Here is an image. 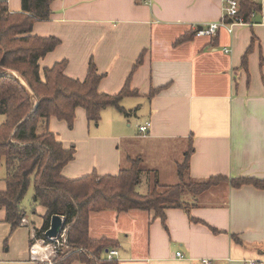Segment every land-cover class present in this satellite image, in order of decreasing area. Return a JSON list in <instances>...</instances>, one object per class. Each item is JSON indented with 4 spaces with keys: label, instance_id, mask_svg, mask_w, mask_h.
I'll list each match as a JSON object with an SVG mask.
<instances>
[{
    "label": "crops",
    "instance_id": "crops-1",
    "mask_svg": "<svg viewBox=\"0 0 264 264\" xmlns=\"http://www.w3.org/2000/svg\"><path fill=\"white\" fill-rule=\"evenodd\" d=\"M0 1L7 2L10 13L22 12V0ZM260 3L264 6V0ZM225 4L226 0L52 1L50 20L37 22L32 32L60 41L40 61L41 70L65 63V75L82 82L93 63L104 75L100 93L116 96L124 88L136 93L124 97L120 106L140 123L138 132L128 133L123 113L115 107L103 110L97 125L89 123L84 109H77L72 130L52 117L47 129L65 148L77 150L63 170L65 178L118 176L131 166L129 160L139 159L143 174L137 192L146 196L156 181L177 185L178 168L189 154L187 175L197 182L217 177L264 180L261 18L255 25L235 27L233 33L220 28L212 37L195 35L197 27L222 21ZM249 49L246 69L242 62ZM105 113L108 120L102 125ZM147 124L148 132L141 134ZM45 131L46 126H39V134ZM7 175L1 162L0 193L8 190ZM33 197L34 191L28 202L36 208L33 218L25 216L28 224L14 231L6 210L0 209V264H39L31 260L30 248L47 210L34 206ZM189 201V210L167 209L165 218L143 210L91 212L89 237L115 243L105 257L117 251L113 260L118 264L264 262V189L233 188L227 182Z\"/></svg>",
    "mask_w": 264,
    "mask_h": 264
},
{
    "label": "trees",
    "instance_id": "trees-1",
    "mask_svg": "<svg viewBox=\"0 0 264 264\" xmlns=\"http://www.w3.org/2000/svg\"><path fill=\"white\" fill-rule=\"evenodd\" d=\"M53 0H22V12L10 13L6 1H0V68L21 75L29 92L15 78L0 77V115L5 117L0 125V163L7 168L8 190L0 193V209H5L7 222L13 231L21 226L26 213L22 203L31 187L34 188L33 205L47 212L37 237L45 238L54 216L65 220L69 249L59 253L54 264H118L108 260L105 253L115 243L92 240L89 237V214L104 210L119 213L131 210L154 211L165 218L167 209L191 208L189 198L199 197L222 183L233 188L246 185L264 189V180L224 177L197 182L188 177L189 154L178 168L179 183L163 186L155 182L149 194L137 192L143 169L140 160H129L131 166L122 169L118 176L93 174L79 180L63 176V170L76 156V147L65 148L58 136L47 129L52 117L67 123L73 129L76 111L82 108L91 124H99L102 111L115 107L124 115L120 102L128 95H136L128 88L116 96L99 92L104 75L91 63L89 75L77 81L65 75V63L41 70L40 61L60 44L57 38L33 36L37 22H47L51 17ZM240 15L246 23L260 19L261 5L253 0H240ZM255 14V17L253 16ZM242 65L247 69L248 54ZM139 60L134 70L141 64ZM44 74V79L42 78ZM46 126L43 134L39 126Z\"/></svg>",
    "mask_w": 264,
    "mask_h": 264
},
{
    "label": "built area",
    "instance_id": "built-area-1",
    "mask_svg": "<svg viewBox=\"0 0 264 264\" xmlns=\"http://www.w3.org/2000/svg\"><path fill=\"white\" fill-rule=\"evenodd\" d=\"M254 2L260 3L262 0H253ZM261 5V12L258 14L261 18V24L264 25V6ZM240 0H226L224 15L221 22L211 23L203 27L196 28V36L197 37H212L214 36L220 28H226L230 33L234 32V28L238 26H247V25H255L246 23L244 18L240 15ZM255 17V14L253 15ZM226 52H229L228 50ZM150 124L143 126L140 128L141 134H146L148 132V128ZM28 224L26 218H23L21 221V225L25 226ZM67 229L59 234L57 238H45L34 236L33 244L30 248V257L33 262H37L39 264H54L55 259L58 257L59 253H63L69 249L67 244ZM48 241H51L48 243ZM118 255L117 251H110L107 253V259L113 260L114 257ZM176 257L178 259H183L182 253H177ZM196 264H213L210 259H200ZM250 264H258L257 262H251ZM264 264V262L260 263Z\"/></svg>",
    "mask_w": 264,
    "mask_h": 264
},
{
    "label": "rangeland",
    "instance_id": "rangeland-1",
    "mask_svg": "<svg viewBox=\"0 0 264 264\" xmlns=\"http://www.w3.org/2000/svg\"><path fill=\"white\" fill-rule=\"evenodd\" d=\"M4 118H5L4 116L0 115V125H2V123L4 121ZM107 118H108V114L105 113L103 115V118H102V121H103L102 125L103 124L104 125L106 124V121L108 120ZM123 118H125V120H126L125 121L124 130H126L128 133H130V132L136 133V132L139 131L140 123L138 122V117L135 116L134 113L133 114H129V115H124L123 114ZM153 177L155 178L154 175H153ZM153 177H151L152 178L151 179L152 181H154V178ZM164 183L166 184L167 182L164 181ZM33 191H34V188L31 187L28 195L26 196L25 200L22 203V206H23V209L25 210L26 216L27 217H31V218H33V212L36 209L35 207L31 206L30 203H28L29 200L31 199V195H32ZM35 219L37 221H39L38 217H35ZM50 242L51 241H48V243H50Z\"/></svg>",
    "mask_w": 264,
    "mask_h": 264
},
{
    "label": "water",
    "instance_id": "water-1",
    "mask_svg": "<svg viewBox=\"0 0 264 264\" xmlns=\"http://www.w3.org/2000/svg\"><path fill=\"white\" fill-rule=\"evenodd\" d=\"M0 77H9V78H15L19 80V82L29 91L31 92L28 84L25 82V80L21 77L20 74L13 72V71H7L0 68ZM65 228V220L61 216H54L51 220L50 228L46 231L45 236L47 238L53 239L57 238L59 234L64 230Z\"/></svg>",
    "mask_w": 264,
    "mask_h": 264
}]
</instances>
